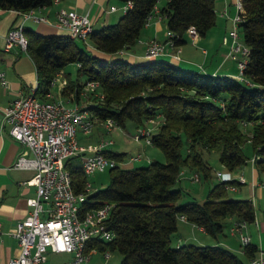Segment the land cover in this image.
Listing matches in <instances>:
<instances>
[{"label": "trees", "instance_id": "obj_1", "mask_svg": "<svg viewBox=\"0 0 264 264\" xmlns=\"http://www.w3.org/2000/svg\"><path fill=\"white\" fill-rule=\"evenodd\" d=\"M131 1L134 6L116 22L91 35L92 46L115 55L110 60L95 55L86 44L82 47L69 34L43 35L33 30L28 34L27 51L37 65L41 98H47L58 71L69 63L80 62L79 72L89 80H98L104 93L103 99H95L89 106L94 116L113 118L122 128L128 122L139 127L150 118L163 117L152 143L164 152L166 161L155 159L133 168L118 164L110 168L109 184L89 196L88 207L115 203L109 218L115 237L91 241L88 248L119 251L122 259L118 264H246L219 243L174 245L173 236L179 229L180 215H186L189 222L216 238L224 231V220L229 216L254 223V201L230 198L226 182L220 181L209 190L204 202L182 203L184 191L176 184L185 169L206 179L212 176L205 152L217 151L221 164L230 171L241 169L250 159L245 152L247 143L256 155L259 175H264V0H242L240 30L250 48L243 73L251 84L229 75L183 68L163 57L132 63L118 55V51L131 48L139 40L148 14L159 0ZM52 3L0 0V8L26 12ZM162 12L178 44L185 41L191 25L204 35L217 21L215 0H167ZM83 86L69 81L62 93H74L79 100ZM104 152L119 162L127 156V152ZM66 165L72 173L73 188L83 191L87 175L81 159L72 156ZM259 249L254 242L244 247L249 258Z\"/></svg>", "mask_w": 264, "mask_h": 264}, {"label": "built area", "instance_id": "obj_2", "mask_svg": "<svg viewBox=\"0 0 264 264\" xmlns=\"http://www.w3.org/2000/svg\"><path fill=\"white\" fill-rule=\"evenodd\" d=\"M57 1L53 0V3ZM235 4L238 12L232 18L234 26L229 32L232 43L226 57L237 61L239 73L236 77L251 84L243 73L247 67L250 48L245 42L240 41L239 33L244 4L242 0H236ZM133 6V1L128 0L123 3L122 9L125 13ZM117 9L116 6H111L109 11ZM35 10L24 12L23 18L17 25L12 27L7 34H0V48L8 50L17 44L27 50L29 37L26 34L25 21L29 18L38 21L46 20L44 16H36ZM157 10L158 7L155 5L148 14L145 25L150 23ZM226 12L227 10L224 11ZM57 25L66 30L72 38L83 41L88 47L92 46L90 41L94 24L89 14L61 7L57 11ZM186 32L193 40L199 35L193 25L188 27ZM167 34L168 40L166 41L156 38L147 41L145 48L147 58L171 56L180 59L181 46L175 40V33L168 29ZM173 48L176 49L175 52L172 51ZM125 53L126 49L118 51L119 55ZM78 65L81 67L80 62ZM57 75L58 73L52 80L51 87L57 81ZM0 77L6 84L7 80L3 72ZM103 98L104 93L100 82L90 79L84 84L79 100L76 99L74 93L54 97L51 90L47 98H41L38 95L37 85L25 92H20L5 108L3 124L9 135L33 152L32 158L20 154L15 166L34 168L36 180H30L29 183L37 185L36 196L27 199L31 207L29 214L10 232L18 239L21 252L11 257L7 264H47L49 253H71L72 258L62 264H89L92 254L99 251L96 246L88 248L89 242L110 241L115 237L114 231L109 226V218L115 203L105 202L98 207H88L89 196L98 189L93 188L87 178L84 190L76 192L73 188L72 173L66 165L68 158L78 156L88 177L94 172H104L119 164L117 159L104 152L114 144V140L102 138L95 146L86 147L78 139L79 132L89 134L97 123L103 125L107 131L119 126L113 118L99 119L89 110V106L94 103L95 99ZM154 120L155 118H150L148 121L153 122ZM137 128L136 139L144 137L147 144H153V128L147 127V124ZM141 158L142 153L139 152L131 155L130 159L135 161ZM252 161L256 164V156ZM181 174H185V170H182ZM191 178L199 181L200 175L194 172ZM218 178L226 182L227 190H237L239 185L247 183L244 173L233 176L232 173L226 175L218 172ZM256 184L264 188V181L254 183L253 186ZM179 219L189 222L186 215H180ZM254 223L258 225L257 219ZM249 224L244 219L235 220L230 227L231 234L239 235L243 247L252 242L248 231ZM1 232L2 221L0 220ZM103 254L105 258H109L111 251L107 250ZM247 264H264V251L259 250Z\"/></svg>", "mask_w": 264, "mask_h": 264}, {"label": "crops", "instance_id": "obj_3", "mask_svg": "<svg viewBox=\"0 0 264 264\" xmlns=\"http://www.w3.org/2000/svg\"><path fill=\"white\" fill-rule=\"evenodd\" d=\"M113 1L115 0H58L51 5L40 7L35 10L36 16H44L46 17V20L38 21L33 18L27 19L25 21L26 34L28 35L32 30L43 35L68 34L66 30L61 29L57 25V11L61 7L74 9L79 13L89 14L93 20L94 30L99 29L105 25L113 23L112 21L115 19L113 15L119 10V5L121 4L114 3ZM215 1L217 13L216 24L204 35L199 33L198 37L194 40L186 32L184 37L185 41L180 44V59H175L171 56H163V58L168 59L177 65H180L183 62L188 65V67H185L187 69L236 77L239 73L237 61L233 58L226 57L232 43L228 31L232 21L230 19L235 13L234 5L236 0ZM166 3L167 0L158 1L156 4L158 7L156 15L151 19L149 24L144 26L139 40L134 46L127 49L125 54L120 56L128 59L132 63H144L150 60L145 55L147 41L153 38L161 41L168 40L167 15L162 12V8ZM111 6H116L118 9L115 11H109ZM225 10H227L226 13H224ZM23 13L24 12H20L16 9L0 8V34H7L12 27L17 25L23 18ZM95 25H100V27L96 28ZM90 43L92 42L90 41ZM88 48H90L95 55L107 60H110L115 56L99 51L94 46H89ZM172 51L175 52L176 49L173 48ZM180 66L183 67L182 65ZM65 68L66 66L57 72V79L60 78L62 74H65L66 76ZM2 72L4 73L7 83H3L0 77V220L2 221V232L0 233V264H7V261L11 257L17 256L21 252L18 239L10 232L29 214L31 207L28 205L27 199L36 196L37 185L29 183L30 180H36V170L34 168L15 166V162L20 154L32 158L33 152L29 147L9 135L7 128L3 124L4 110L20 94V92H25L29 88L39 85V76L34 58L27 50H24L17 44L8 50L0 48V74ZM87 80L89 79L87 78ZM87 80L84 82L78 80V82L85 84ZM69 81L72 80L68 77L63 80L62 90ZM50 90L54 97H58L52 92V87ZM62 96L66 95L62 93ZM96 126H98V131L96 135H94L95 141H93V143L88 142V144L82 145L93 147L100 142L102 139L101 129L104 126L100 123H97ZM135 127L137 126L135 125ZM253 175L254 177H252L253 180H251V183L254 188L253 184L258 182L260 177L257 169ZM257 186H255V188ZM253 190L254 189H252V191ZM258 193L260 197L263 196L261 189L258 191L255 190L254 194ZM257 217L259 218L258 215ZM258 218V225H256V227H251L249 224L248 231L252 237V242L259 246V250L264 251V212H262L260 216V221ZM226 219L228 220L230 231L232 223L237 218L235 216H229ZM182 224L183 227L188 229V233L183 227H181V230L179 227L177 231L178 236L176 245H181L191 240L203 241L201 234H209L202 226L194 223L182 221ZM256 230L257 236L254 234ZM223 234L224 237L220 239L217 238V243L230 248L237 253L246 264L249 263L250 258L245 254L240 238L238 237L239 240L237 242L232 237H227L225 233ZM231 236L236 235L232 234ZM201 243L202 242L199 244ZM94 254H92L89 264H91ZM66 260L68 259L63 260L60 264ZM52 263L59 264L57 261H51L49 253L47 264Z\"/></svg>", "mask_w": 264, "mask_h": 264}, {"label": "rangeland", "instance_id": "obj_4", "mask_svg": "<svg viewBox=\"0 0 264 264\" xmlns=\"http://www.w3.org/2000/svg\"><path fill=\"white\" fill-rule=\"evenodd\" d=\"M120 0H115L113 1L114 3H121L119 6V10L114 13V17L115 19L112 21L113 23L116 22L123 14L124 11L122 9V5L124 2L120 1ZM235 7V13L233 15V17L237 14L238 12V8L236 6V4L234 5ZM230 20H232V18ZM96 28H99L100 25H95ZM233 21H231V24L229 26V31L228 34L230 32L231 29H233ZM240 33V41L243 43L244 42V38H243V34L242 31L239 30ZM232 39V38H231ZM77 42L82 46V47H86L85 43L83 41L77 40ZM180 65L183 66V68L188 67L187 64L185 63H181ZM238 67V64H237ZM239 69V68H238ZM65 72H66V76L65 74H62V76L60 78L57 79V81L55 82V84L52 87V92L54 93V95L56 96H62L61 90H62V84H63V80L67 79V77L72 80V81H80V82H84L85 80H87L88 76L85 74H81L79 72V65L77 62H73V63H69L66 68H65ZM93 99V98H92ZM94 100V99H93ZM82 101L86 102L85 99H82ZM163 119L162 116L160 117H156L155 120L153 122H150L147 120L148 123L147 127H151L152 132H156L159 125H160V121ZM103 127V126H102ZM97 128L98 126L94 127V130L89 133V134H85L83 132H79L78 133V139L80 141L81 144H88L89 143H93V141H95V136L97 133ZM96 131V132H95ZM101 133H102V138H106V139H112L114 140V144L110 145L108 147L109 150L112 151H117V152H127V156L125 158L124 161L119 162V165L124 167V168H133V167H139V166H145L147 164H149V162L151 160H161V161H166V156L164 154V152L158 148L157 146L153 145V144H147L146 139L144 137L140 138V139H136V134L138 133V128L135 127V125L131 122H128L126 128H122L121 126H115L111 131H107L106 129H104V127L101 129ZM142 153V158L139 160H131V155H136L137 153ZM245 152L246 154L250 157L249 159V163L246 164L244 167H242L241 169L235 170V171H230L228 170L225 166H223L220 162V158H219V153L217 151H211V152H205V158L208 160V162L210 163L211 167H212V176L208 179H206L204 176L200 175V180L199 181H195L192 180L191 175L194 172H189L187 171V169H185V174L181 175V179L180 181L176 184V187H180L183 189L184 193H183V197L181 199L180 202H186V201H190V200H198L199 202H204L207 197H208V193L209 190L217 183H219L221 180L218 178V172H223L226 175L232 173L233 176L238 175L240 173H244L247 179V183L245 184H241L238 186L237 190H228V195L230 198H251L254 200L255 203V207H256V212L257 215L259 216L258 220L260 221V216L262 214V212H264V188L257 186V184L255 186H257L255 188L252 187V177H254L253 174H255V170L257 169L255 166V163L252 161V159L256 156L254 154L252 145L250 143H247L245 145ZM88 180L92 183L93 188H97V189H102L105 188L109 182H110V168H108L106 171L104 172H94L90 175H88ZM261 181H264V175L261 174L258 182L259 183ZM255 182V180H254ZM252 189H254L252 191ZM259 189L262 190L263 196H259L258 194H254L255 190L258 191ZM225 226H224V232L226 234L227 237H232L233 239H235L237 242L239 240V235L237 234H233L236 236H231L232 234H228L231 233L229 231V227H228V220L225 219L224 220ZM251 227H256L255 223H250ZM179 227L181 230V227H183L182 221L179 220ZM183 229L188 233V229H186L185 227H183ZM221 233L218 238H222L224 237V234ZM254 234L257 236V230L254 232ZM202 235V240L203 241H197V240H191L185 243H197L199 244L200 242H202L203 244H214L218 242V239L216 237H213L210 234H201ZM177 236L178 233H174L173 236V244L176 245V241H177ZM201 243V244H202ZM72 258V254L71 253H50V259L51 261H57L59 264L65 260V259H69ZM122 259V254L119 251H111V256L109 258H105L103 252L98 251L96 252L93 257H92V261L91 264H118Z\"/></svg>", "mask_w": 264, "mask_h": 264}]
</instances>
